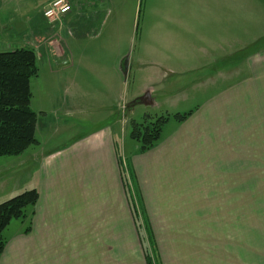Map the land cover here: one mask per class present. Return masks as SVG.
<instances>
[{
    "label": "crops",
    "instance_id": "obj_1",
    "mask_svg": "<svg viewBox=\"0 0 264 264\" xmlns=\"http://www.w3.org/2000/svg\"><path fill=\"white\" fill-rule=\"evenodd\" d=\"M70 1L72 11L61 20L74 26L73 39L95 35L107 15L97 5L111 1L82 10L74 4L95 0ZM138 23V67L148 80L141 104L156 105V87L169 77L193 92L220 81L226 86L186 120L176 118L148 152L125 135L131 120L112 108L90 132L21 155L30 181L24 189L40 197L31 231L7 242L0 264H99L100 246L111 243L121 244L123 264H130L123 245L132 227L145 264L150 242L156 264H264V171L257 168L264 159V0H140ZM43 42L40 49L57 57L52 76L80 75L68 44L48 36ZM120 58L102 66L108 98L126 83ZM98 69L91 66V74ZM78 79L58 80L72 83L77 95ZM46 124L39 119L37 140Z\"/></svg>",
    "mask_w": 264,
    "mask_h": 264
},
{
    "label": "rangeland",
    "instance_id": "obj_2",
    "mask_svg": "<svg viewBox=\"0 0 264 264\" xmlns=\"http://www.w3.org/2000/svg\"><path fill=\"white\" fill-rule=\"evenodd\" d=\"M51 1L53 0H0V53L12 52L17 49H31L37 56L39 74L38 77L31 80V109L37 110L41 122L47 124L38 135V140L42 145L30 148L27 152L28 157L35 152H46L69 142L68 140L72 136L90 132L101 121L109 117L112 108H114V113L117 111L121 119L129 118L130 124L132 121L141 122L145 115L156 118L168 117L166 128L163 129L167 134L177 124L176 115H184L195 110L215 92L226 86L220 81L218 84L205 85L204 89L193 92L192 85L175 83L173 78L169 77L168 83L159 84L156 87L159 91L156 95V105L144 106L140 99L144 94L142 91L144 84L148 80L147 74H144L143 71L140 72L138 67L140 53H138L137 40L140 0H110L109 5L105 1V4L97 5L96 3L101 0H95L88 4L76 2L75 7L80 10L84 6L90 9L89 6L93 3L101 10L107 11V15L103 19L104 23L103 25L101 23L97 33L78 40L73 39L76 38L73 25L65 26L64 20L50 23V25L44 20L43 9ZM59 26L63 29L66 28V36L62 31L59 32ZM45 36H48V40H56V43L61 45L68 44L73 53L72 59L76 63H81L80 75L77 76L71 73L74 71H69V77H65V75L52 76L50 62L53 64L57 57L40 49V46L44 45ZM118 58H120L121 65L129 59L128 75L124 77L126 83L117 98L116 95L108 98L106 92L102 90L101 82L105 77L102 71H106L102 66H112ZM91 66L101 69L97 70L98 73L91 74ZM75 77L81 79L78 81L82 91L77 95L74 94L72 83L64 84L63 80H58L59 78L74 79ZM67 86L69 87L68 94L63 96V91ZM97 95L100 97L95 99ZM101 95H105L104 99L101 98ZM66 97L68 99L64 100L63 98ZM65 113L71 117L65 118L63 116ZM130 124L126 126L125 135L130 132ZM19 157L0 156V204L33 189H24L30 181L27 180L26 172H23L25 169L22 170L19 167L21 165L18 162ZM243 162L244 169L249 168L250 159H243ZM257 168L259 172L264 171V159H258ZM30 211L31 209L28 208L26 213L28 214ZM28 226V222L23 219L12 220L2 234L3 242H8L18 232H25ZM131 234L129 244L123 245L125 252L129 251V263L145 264L141 244L134 227L131 229ZM146 246L149 251L152 249L153 263L156 264L157 258L152 242ZM99 252V264H123L121 244H103L100 246Z\"/></svg>",
    "mask_w": 264,
    "mask_h": 264
},
{
    "label": "trees",
    "instance_id": "obj_3",
    "mask_svg": "<svg viewBox=\"0 0 264 264\" xmlns=\"http://www.w3.org/2000/svg\"><path fill=\"white\" fill-rule=\"evenodd\" d=\"M38 74L35 51L17 49L0 53V156H21L39 144V114L31 109V80L38 77ZM189 115L190 113L176 115L175 118L182 122ZM168 120V117L145 115L141 122H131L130 138L140 144V152H148L161 143L163 129ZM39 197L38 190L32 189L0 204V256L7 244L3 242L2 234L12 220L27 221L29 226L25 234L31 231ZM28 208L31 211L27 214ZM136 214L137 212L134 215ZM144 251L147 264H154L152 249L149 251L145 244Z\"/></svg>",
    "mask_w": 264,
    "mask_h": 264
},
{
    "label": "built area",
    "instance_id": "obj_4",
    "mask_svg": "<svg viewBox=\"0 0 264 264\" xmlns=\"http://www.w3.org/2000/svg\"><path fill=\"white\" fill-rule=\"evenodd\" d=\"M71 11L72 3L70 0H53L44 9L43 15L50 23H56Z\"/></svg>",
    "mask_w": 264,
    "mask_h": 264
},
{
    "label": "water",
    "instance_id": "obj_5",
    "mask_svg": "<svg viewBox=\"0 0 264 264\" xmlns=\"http://www.w3.org/2000/svg\"><path fill=\"white\" fill-rule=\"evenodd\" d=\"M128 70H129V59H127L126 63L123 64V76L124 77H127ZM144 100H146V97L144 98Z\"/></svg>",
    "mask_w": 264,
    "mask_h": 264
}]
</instances>
